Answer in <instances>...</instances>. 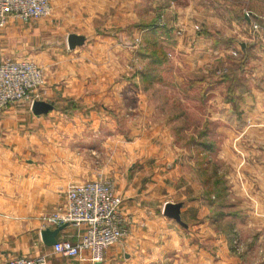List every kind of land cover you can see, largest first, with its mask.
Listing matches in <instances>:
<instances>
[{"label": "crops", "instance_id": "obj_1", "mask_svg": "<svg viewBox=\"0 0 264 264\" xmlns=\"http://www.w3.org/2000/svg\"><path fill=\"white\" fill-rule=\"evenodd\" d=\"M147 1L50 0L51 13L40 22L9 17L0 30V61L22 58L42 67L44 92L39 100L53 105L41 115L33 113L28 101L0 111V264L20 256H45L46 264H90L53 255L41 239L40 232L46 229L41 218L64 202L68 188L99 175L93 169L98 165L97 133L106 126L111 128L106 133L111 134L115 120L105 105L103 114L95 103L117 100L122 102L119 108L124 103L129 108L130 85L139 79L130 76L131 65L115 64L114 54L121 51L122 60L124 52L126 57L128 52L134 54L126 42L138 36L144 40L148 34L144 27L149 24L158 29L157 42L165 55L172 54L160 68L177 69L171 70L177 84L199 77L214 80L202 93L204 117L212 126L207 129V140L202 139L201 157L209 162L199 178L198 162L191 160L193 142L180 146L171 136L172 129L161 124L140 127L144 136L129 142L135 150L130 164L123 154L127 144L116 146L111 162L100 164H112L107 177L114 179L115 190L123 198L121 213L127 220L128 236L119 242L123 261L119 253L107 249L99 264H157L173 254L172 264H179L183 260L179 254L182 258L186 252L180 253L182 245L172 244L182 235L176 222L164 216L165 203L182 204L184 240L191 249L185 256L188 264H209L213 244L227 254L223 259L217 253L221 256L215 259L217 264H264V29L248 30L247 19L245 25L229 10L220 13L208 0ZM71 33L85 38L74 50L62 45ZM118 37L124 42L118 43ZM236 50L245 63L239 91L227 99L231 82L212 74L216 69L224 71ZM114 85L119 86L116 96ZM142 102L135 107L150 117L153 111ZM102 115L109 120L99 118ZM86 116L88 120L83 119ZM108 141L102 144L111 145ZM210 141H214L213 151H209ZM216 178L225 190L221 194L215 189L219 188L214 185ZM217 213L222 217L217 218ZM226 222L243 244L239 255L226 251L222 231ZM213 225L219 229H211ZM154 227L170 233V238L175 234L173 242L163 241L162 232L152 236L147 228ZM84 229L83 225H66L57 240L74 242ZM135 247L137 252L131 253Z\"/></svg>", "mask_w": 264, "mask_h": 264}, {"label": "rangeland", "instance_id": "obj_2", "mask_svg": "<svg viewBox=\"0 0 264 264\" xmlns=\"http://www.w3.org/2000/svg\"><path fill=\"white\" fill-rule=\"evenodd\" d=\"M147 1V0H146ZM209 3H215L213 6L216 7L215 9H219L220 13H223L224 10L226 11H231L233 13V16L238 19V21H242L243 23H247V20L249 21V24H247V29L253 32V24H257L261 30L259 32H262V29H264V0H208ZM148 2V1H147ZM173 4V3H172ZM149 6V5H148ZM258 16V17H257ZM47 17V16H46ZM40 18V19H34L31 20L32 22L35 21H41L42 19L46 18ZM246 17V18H245ZM245 19H247L245 21ZM27 22V21H26ZM242 23V24H243ZM254 33H256L254 31ZM72 34V33H71ZM177 34H180V30L177 31ZM262 34V33H261ZM118 43L124 42V40L120 37H118ZM67 40L63 39L62 40V45L67 48L68 45H66ZM129 44V45H128ZM126 45H128L129 49L135 50V53L128 52L129 55L127 57L125 56V52L123 54V60L121 59V51H116L114 54V59L113 61L115 64H121L123 61V64H129L130 66V76L131 77H138L139 82L138 84H132L130 85V100H129V108H126L125 103L122 107L119 108L118 104H121L122 102H119L117 100H113L112 102H108L106 104L105 102H98L95 103V107L102 111L104 114V106L107 107L106 113L113 115L111 117L112 120H115L114 123V128L112 130V133H106L105 130H110V127H106L103 130H100L97 133V138H96V143L98 146L96 147V155L97 157V164L96 166H93V169L95 170V173H99V175L95 178L94 181H106L108 183H112L114 187L115 194H118L115 190V181L113 178L107 177V173L109 174L108 166L111 165H104L100 164L101 161H109L111 162V157L115 151H117L116 146L122 147L123 145H120L121 142L125 145L127 144L126 151H124L123 154H125L124 158L129 164L132 161L130 158V155L135 152L133 148H130V143H136L140 138L144 136V134L140 131V127L143 128V124L148 125L149 123L153 124H161L169 127L172 129L171 136L177 139L178 144L180 146H183L186 144L187 146L190 145V142H193L191 145L193 148L192 152L194 154V157L191 158V160L194 162L196 160L198 162V171H201L199 173V178L202 179V177L205 175V173H202V157L201 153L203 152L202 147L199 146V143L202 144V139L207 140V129L208 127L212 126V122L206 119L204 117L205 111H206V106L205 103L203 102L202 98V93L206 90L208 86L206 84L213 83L214 80L208 79L204 80L202 77L195 78L193 80H186L183 81L181 84H177L178 81L173 77V71H177V69H168L167 66H164V68L158 67L157 70L153 73V76L156 78L152 84H146L144 86L143 82H141L140 79V74L143 72L146 68V65L149 63V60L147 58H144L142 54H144V40L140 36L136 37L135 39L132 38V40H129L126 42ZM75 47L74 49H76ZM69 49V48H68ZM73 49V50H74ZM234 52V51H233ZM232 52V53H233ZM236 54H232L231 60H228L226 66L224 67V71H219L215 70V73H213V78H219L220 75H227L230 74V72L236 67L235 65L237 64V60L239 58H242L240 55L239 50L235 51ZM127 53V54H128ZM166 58H172V54H167ZM20 59V58H19ZM22 59V58H21ZM118 61L119 63H117ZM229 66H232L229 68ZM41 70L43 71V68L40 67ZM161 70H160V69ZM98 73V71H97ZM182 76H186L184 72H181ZM44 75V71H43ZM188 79V78H186ZM218 80V79H217ZM217 82V81H215ZM185 84V85H182ZM213 85V84H211ZM145 87V88H144ZM115 88V93L114 95L116 96V90L119 89L118 85H114ZM140 88V89H139ZM239 91V86L235 87L234 92L237 93ZM43 90L39 92V97L42 96ZM141 93L145 94V97H141ZM201 93V94H200ZM234 93V94H235ZM148 96V97H147ZM135 98L139 100H144L142 104L146 102V108H150L153 111V114L148 117L147 115H144L139 112L138 107L136 108L135 105L137 104L138 101H135ZM226 98L227 97V91H226ZM180 100H184V103H181ZM103 107H102V106ZM109 106V107H108ZM63 107V106H62ZM101 113V114H102ZM105 113V114H106ZM88 116L84 117V120H88ZM99 118H102L103 120H109L106 119L104 115L100 116ZM66 120H69V117L65 118ZM113 124V123H109ZM136 130L139 131V133L136 134ZM106 134H108V137L106 139ZM143 135V136H142ZM162 135V134H160ZM163 136V135H162ZM170 134L167 135V138L171 137ZM211 139L213 138V135L210 136ZM106 140H109L108 143L111 145H108L107 147L102 144V142L105 143ZM151 141L155 140L154 138L150 139ZM215 140V139H214ZM128 142V143H127ZM107 143V144H108ZM212 144H214V141H210L208 146L213 149ZM113 145V146H112ZM107 148V150H105ZM190 149V150H191ZM106 151V152H105ZM213 151V150H210ZM189 152V151H188ZM191 152V151H190ZM181 153H184V150L181 149ZM190 156V153H188ZM183 156V155H182ZM186 158L188 155H185ZM188 156V157H189ZM123 157V156H122ZM184 157V159H186ZM126 167L128 165H125ZM97 168V170H96ZM101 174V175H100ZM96 176V175H95ZM109 176V175H108ZM84 183V182H83ZM209 183H211V178L209 179ZM82 184V183H81ZM226 185V183L224 182ZM210 189V187H209ZM210 192L213 193L214 191L210 189ZM216 194V193H215ZM119 195V194H118ZM120 196V195H119ZM216 196V195H215ZM121 197V196H120ZM122 198V197H121ZM123 199V198H122ZM229 208V207H228ZM219 211V210H218ZM227 212H229L226 209ZM125 222H126V227H127V220L124 217ZM174 221V220H173ZM171 222V221H170ZM183 222V221H182ZM184 223V222H183ZM185 224V223H184ZM229 222H226L223 226V233L226 236L227 239V245L225 246L226 251H229V253L232 255L234 254H241L244 252L243 249V244H240L239 237H237V233L233 229V226L229 225ZM227 227V229H226ZM176 228L179 234L182 235V238H177L179 241H175L174 237L176 236L175 234L173 235L172 238L170 233L167 234L162 230V228H147L151 232V235L153 236L156 231L162 232L160 233L161 236L163 237V241L167 240V243L170 244L172 243L174 247H177L179 245H182L183 248H181L179 251L181 253L182 251H185L186 253L184 254H189L191 253V249H188L187 245H190L189 241H185L184 238H186V231H184L185 226L180 225L176 222ZM181 228V229H180ZM217 228L213 225L214 229ZM219 229V228H217ZM215 230V229H214ZM217 233L214 234L216 237ZM251 237H253V234H249ZM255 235V234H254ZM128 236V233H126L123 237V239L120 241L121 243H124V239ZM212 236V235H211ZM214 237V238H215ZM172 240V242H171ZM120 243L114 244L111 247L108 248L109 251L113 253H119L121 261H123V250L121 251L120 249ZM119 246V248H118ZM210 257H209V264H217V261L215 259H219L221 256L222 258L225 257L227 254L226 252H223L222 246L219 245H210ZM161 248V247H160ZM185 248V249H184ZM220 248V250H219ZM131 253L137 252L136 247L130 249ZM260 251V250H259ZM165 253L164 249H160V253ZM193 255L195 254V250L192 251ZM53 253V252H52ZM219 253L220 255H216ZM263 253V251L261 252ZM264 254V253H263ZM55 255V253H53ZM182 254H179V259H183L179 261V264H188V262L185 260V256L181 258ZM64 257V256H63ZM172 257L174 258V254L170 256L169 258H165L163 261H159L157 264H172L171 261ZM66 258V257H64ZM67 259V258H66ZM71 261L75 260L72 258H68ZM225 259V258H223ZM104 260V259H103ZM103 260L101 262H103ZM77 261V260H76ZM78 262V261H77ZM101 262H98L96 264H99ZM115 263V262H114ZM76 264V262H75ZM156 264V263H155Z\"/></svg>", "mask_w": 264, "mask_h": 264}, {"label": "built area", "instance_id": "obj_3", "mask_svg": "<svg viewBox=\"0 0 264 264\" xmlns=\"http://www.w3.org/2000/svg\"><path fill=\"white\" fill-rule=\"evenodd\" d=\"M50 0H0V30L9 17L31 21L49 16ZM253 31L261 28L253 24ZM232 54H236L234 51ZM44 83L41 68L28 59L6 58L0 61V111L12 105L39 100ZM123 199L115 194L112 183L89 181L74 185L65 192L64 202L41 218L45 228L63 225H83L84 231L76 241L57 240L52 252L66 258L96 264L103 260L105 251L119 243L127 233L121 213ZM87 253L88 257L83 254ZM6 264H46L45 256L36 258L15 257Z\"/></svg>", "mask_w": 264, "mask_h": 264}, {"label": "trees", "instance_id": "obj_4", "mask_svg": "<svg viewBox=\"0 0 264 264\" xmlns=\"http://www.w3.org/2000/svg\"><path fill=\"white\" fill-rule=\"evenodd\" d=\"M144 29H147L148 34L145 36L144 38V54H142L144 56V58H147L149 60V63L146 65V68L143 72H141L140 74V79L141 82H143L144 86L147 84H152V82L156 79L153 76V73L155 72V70H157L158 67H160L164 60H165V53L164 51L161 49V47L158 45L157 42V38H156V34H157V28L153 27V24H149V25H145ZM237 64L235 65L236 67L230 72V74L227 75H220L218 80L221 81H227L229 80L230 86L227 90V97H231V95H233L234 93V89L235 87L239 86L240 87V82H239V76L241 75V72L243 71V67H244V57L239 58L237 61ZM213 83H208L206 84V86H209ZM145 88V87H144ZM199 146L202 147V144L199 143ZM207 146V145H206ZM208 148V146H207ZM211 150V147H210ZM209 150V151H210ZM206 162H209L208 158L204 157L202 164L204 165ZM216 182L214 183L215 187H219V188H215L218 189V192L221 194L223 193V191H225L223 189L222 186H220V179L216 178L215 179ZM211 190L214 191V188H211ZM217 218L222 217V214L217 213ZM230 225V224H229ZM232 228V225H230ZM227 229V227H226Z\"/></svg>", "mask_w": 264, "mask_h": 264}, {"label": "water", "instance_id": "obj_5", "mask_svg": "<svg viewBox=\"0 0 264 264\" xmlns=\"http://www.w3.org/2000/svg\"><path fill=\"white\" fill-rule=\"evenodd\" d=\"M84 41L85 38L81 35L69 34L67 36V45L70 50H73L75 47L82 46L84 44ZM241 50H244V44H241ZM52 109L53 105L41 100L33 101L31 104V110L36 115L47 114ZM181 206V203H165L163 207V214L167 218L172 219L178 224L185 226L180 217ZM65 226L66 225H63L53 230H51L50 228L42 230L40 232V235L43 243L48 247L53 246L57 242L58 233L63 230Z\"/></svg>", "mask_w": 264, "mask_h": 264}]
</instances>
